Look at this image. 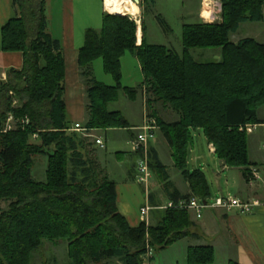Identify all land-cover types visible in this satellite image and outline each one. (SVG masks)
Segmentation results:
<instances>
[{
    "label": "trees",
    "instance_id": "16d2710c",
    "mask_svg": "<svg viewBox=\"0 0 264 264\" xmlns=\"http://www.w3.org/2000/svg\"><path fill=\"white\" fill-rule=\"evenodd\" d=\"M144 2L149 9L155 4V0ZM17 3L21 16L2 28L3 51L23 53L24 67L11 71L8 81L0 83V264H31L33 254L46 241L68 242L70 264H142L148 243L158 252L187 238L192 221L186 210H165L157 226L142 222L137 227L130 226L119 212L116 182L89 155L91 137L72 130L67 121L65 59L60 42L47 32L46 1ZM221 3L220 21L184 25L182 53L149 44L146 27L138 45L136 23L111 14L103 17L100 30H87L79 53L89 110L84 127L90 132L130 130L121 111L108 110L121 91L134 98L144 89L151 116L158 118L156 102L169 105L180 116L168 124L157 120L176 168L190 185V195L182 196L174 188L167 167L149 149L151 170L174 202L192 197L205 202L212 197L205 172L188 168L194 131L204 133L216 156L230 168L264 166L250 161L248 134L240 131L246 124H264V116L260 117L264 112V44L251 38L237 44L231 41L242 24L264 22V0ZM109 9L126 12L114 6ZM157 18L164 31H171L164 19ZM30 23L37 26L36 31ZM193 49H221L222 59L199 63L191 55ZM127 52L136 55L145 75L138 88L122 85V58ZM97 60H102L105 72L116 81L114 86L93 76ZM13 96L20 107L12 106ZM10 113L28 117L29 125L3 132ZM39 155L48 159L44 182L32 176L34 158ZM249 175L245 174L247 180ZM4 202H9L7 210L2 208ZM214 260L211 247L188 252L190 264Z\"/></svg>",
    "mask_w": 264,
    "mask_h": 264
},
{
    "label": "crops",
    "instance_id": "0c3cea01",
    "mask_svg": "<svg viewBox=\"0 0 264 264\" xmlns=\"http://www.w3.org/2000/svg\"><path fill=\"white\" fill-rule=\"evenodd\" d=\"M48 1L49 0H46L45 4L47 32L53 39L60 42L65 59L66 77L64 99L66 103L67 121L72 128L75 127L76 124L84 126L89 120V110L86 93L87 88L85 80L81 75V68L79 64V53L80 49L85 44L87 30L93 28H91L92 26H85V28H83V31H78L76 23V7L79 11L78 15H81V17L83 16L82 21L84 20L83 18H85L86 13L88 16V11L90 13L94 11V14L101 15L102 20L103 17L109 13L105 8L104 0L103 8L101 4L102 0H50V3ZM204 13L205 2L204 0H201L198 15L196 16V22L192 25L214 22V20L216 19V14L211 18H206ZM17 16H21V10L19 7V3H17V0H0V83L8 81L11 71H20L24 67L23 53L4 52L2 45L3 26L9 20ZM210 19L211 21H209ZM29 27L33 32L36 31L37 26L34 23H30ZM238 32H236L235 34H237ZM235 34H232L231 38ZM143 37L144 32L142 31L141 34H138V45L142 43ZM251 39L256 40V38ZM241 40H236V42L233 43L237 44ZM257 42L260 44H264L259 41ZM204 57L205 56L203 54H200L198 60L196 59V61L199 63L219 62L222 59V51L218 53L216 55L217 58L213 60H204ZM140 68L142 70L141 64ZM139 91L142 94L143 102L146 106V111L144 113L142 122L139 125H131L130 130L112 129L107 131H91V134L94 137H91L92 140L90 141L93 144L92 148L97 153V161L106 171L110 179L111 175L110 171L108 170V165L112 162V160H116L118 163L119 159H121L122 157H129L128 165L126 168V178L124 179L126 183H128L129 181H134L137 183L136 165L138 156L132 151L131 147L132 141L137 134L136 128H139L143 125L145 115L148 112L146 104L147 96L145 94V90L141 89ZM78 98L80 99L81 104L83 106L85 105L87 110L85 111L86 115L80 117L77 116ZM72 99L76 100V102L73 103L71 108L69 105V101L71 100L72 102ZM154 110L160 121L167 124L176 122L180 118L178 113L174 111H163L164 113H166V115L172 117V120H167L164 117L162 111H158L157 107H154ZM165 110H167V108H165ZM70 111H72L73 118L71 117ZM68 114L70 115V118L68 117ZM263 116L264 112L261 111L260 117L263 118ZM115 130H126L128 132L129 140L127 142V145L130 147V151H117L115 152V156L112 157L111 155L108 156V146L105 139L109 137V133L111 131ZM99 132H102V135H100ZM102 136H105V139ZM96 138H101L105 142V148H101L95 143ZM207 144L210 156L213 157V160H218L215 161L217 169L216 178L219 181L221 192H218L215 197H218L220 193L221 196H224L223 189L221 188L222 180L225 176L223 175L224 173L226 174V180L224 182L226 191H235L236 194H232L233 197L240 199L241 201L254 204V208L250 213H242L238 209H232L231 211H227L224 209H206L201 219H197L195 215L191 213L190 216L192 226L189 229L190 235L187 238L172 244L171 247L169 246L171 248V253L168 255V259L166 256L162 255L159 258L160 261L158 264H190L188 262V252L191 248L196 247H211L214 250L215 260L212 264H217V262L218 264H264V166H258L251 169V166L248 169L230 168L224 163L223 160H220L216 156L215 148L208 142V140ZM248 147L250 161L252 163L264 165V129H262L261 133L257 135L252 134L250 136V139H248ZM149 148L156 151L160 161L167 167L169 181L174 186V188L178 190V192H180L182 196L190 195V185L185 180L182 173L181 177L176 179L173 178L170 174L171 169H175L176 166L172 157L170 145L161 130L157 133L156 138L150 142ZM161 152H164L167 163L163 161ZM195 152L196 149L193 147V149H191L190 151L188 165H193L195 167L193 170L201 169L204 171L203 164L201 162L202 157L195 155ZM254 169L258 170L257 178L253 176ZM245 174H251V176L249 175L248 180L246 179ZM153 175V189H150V187L148 188V190H146V188L144 189L142 202L138 203L135 215V207L131 206L129 203L121 199L119 188L117 186L118 210L127 219L128 223L132 227H137L143 222L141 218V212L146 205H150L153 208L149 215L148 222L146 223L149 226H157L162 221L164 215L165 210L162 209V207L166 206L169 201H172L168 193L163 188V183H161V179L159 178V176L156 174ZM134 197L136 198L137 196H132V198ZM173 249L175 251L172 252ZM219 260L221 261V263ZM114 264L121 263L117 262Z\"/></svg>",
    "mask_w": 264,
    "mask_h": 264
},
{
    "label": "rangeland",
    "instance_id": "374dc122",
    "mask_svg": "<svg viewBox=\"0 0 264 264\" xmlns=\"http://www.w3.org/2000/svg\"><path fill=\"white\" fill-rule=\"evenodd\" d=\"M200 1L201 0H156L152 9H149L147 8L143 0V3L141 4V15H142L141 26H142V31L143 28L146 27V37L148 43L155 46H164L170 49H174L178 53H182L183 26L185 24L187 25L195 24L196 16L198 15V11H199ZM204 2L205 4L206 2L210 4L211 6L210 8L213 10L214 15L216 14L215 18L217 19L218 17L216 21H219L221 19L220 17L222 12L221 0H204ZM101 4L103 8V0ZM88 13H89L88 16L86 13L85 18H83L84 20L82 21L83 16L81 17V15H78L79 11L76 7V16H77L76 23H77L78 31L80 30L83 31V28H85V26H92L91 28L95 30L96 29L99 30L102 27L103 25L102 16L94 14V11H92V13L88 11ZM157 17H161L162 19H164L170 26L171 31L169 32L164 31L162 26L159 24ZM209 21H211V19ZM244 38H256L257 41L264 43V22L242 24L239 32L232 36L231 41L236 42V40H241ZM220 52L221 49H193L191 50V55L198 60L199 55L203 54L205 56L204 60H213L218 57V56L216 57V55ZM121 72H122V85L124 87L138 88L143 83L145 78V75L140 68L138 58L132 52H127L122 58ZM92 73L93 76L96 78V80L100 83H103L108 86H114L116 84L114 78L110 74L105 72L102 60H97L93 63ZM75 102L76 100L73 99L72 102L71 100L69 101V105L71 108L73 103ZM77 102H78L77 116L80 117L86 115L85 111L87 110L85 105L83 106L81 104L79 98L77 99ZM85 104H86V100H85ZM12 106L14 108L21 106V103L14 96L12 98ZM153 107H157L158 111H162L164 117L167 120H172L171 116L166 115V113L163 112V111H173L169 105H163L160 102H156V104L155 103L153 104ZM165 108H167V110H165ZM108 110L121 111L125 119L129 121L130 125H139L142 122L144 113L146 111V106L145 103L143 102L142 94L140 91L136 94L134 98H130L126 92L121 91L119 93L118 100L109 104ZM70 112H71V117L73 118L72 111ZM147 113H149V111ZM68 117L70 118L69 114ZM262 129L264 128L258 129V131L255 132L254 134L257 135L261 133ZM99 134L102 135V132H99ZM193 135H194V143H193L194 146H192L191 149H193L194 147L196 149L195 155L202 157L201 162L203 164V168L207 180L209 182L211 194H212V198H210L208 202L209 204H213L218 197H221V193L218 197H215L218 194V192H221L219 181L216 178L217 169H216L215 161L218 160H213V157L210 156L207 139L204 133L201 130H198V131H194ZM251 135H248V139H250ZM102 137L105 139V136ZM90 140L92 139L90 138ZM105 140L108 146V151H107L108 156L111 155L112 157H114L115 152L117 151H121V152L130 151V147L127 145V142L129 140V134L126 130L111 131L109 133V137ZM88 151L90 152L89 154L90 157L96 162H98L97 153L95 152V150L92 147H90ZM161 154L163 161L167 163L164 152L163 153L161 152ZM128 158H129L128 156L122 157L121 159H119L118 163L116 160H112V162L108 165V170L110 171L111 179L116 182L119 188L121 199L129 203L131 206L135 207V213H134L135 215L138 203L142 202L145 187L140 185L138 182L136 183L134 181H129L128 183H126L124 181V179L126 178V168L129 160ZM47 165H48L47 156L39 155L34 158L32 175L37 182H44L46 180ZM100 167L101 169L103 168L101 165ZM194 168L195 167L193 165L189 166V170L191 171H193ZM170 174L175 179L181 177V172H179L176 168L175 169L172 168ZM223 175H225L221 184V188L223 189V194L224 196L227 197L228 196L233 197L232 194H236V192L226 191V186L224 185V182L226 180V174L223 173ZM153 178L149 184L150 189L151 188L153 189L152 187ZM132 196H137V197L132 198ZM8 205L9 202H4L2 204V208L4 210H7ZM141 218H142V214H141ZM170 247L168 246V248L156 252L154 264L159 263L160 261L159 258L162 255L166 256L168 259V255L171 253ZM68 251H69L68 242L66 241H60L55 245L46 241V243L43 246V249L33 254L31 264H70L71 262L68 257ZM173 251L175 250L173 249L172 252Z\"/></svg>",
    "mask_w": 264,
    "mask_h": 264
},
{
    "label": "built area",
    "instance_id": "2783aa9c",
    "mask_svg": "<svg viewBox=\"0 0 264 264\" xmlns=\"http://www.w3.org/2000/svg\"><path fill=\"white\" fill-rule=\"evenodd\" d=\"M105 8L109 14H112L107 7V0H104ZM130 2L137 4L140 7V12L137 15L126 13L123 16H127L130 20L134 21L138 26V34L142 32V15H141V4L143 0H139L137 3L135 0H130ZM210 5V4H209ZM211 7V6H210ZM211 9V8H210ZM212 16L214 15L213 10ZM221 20V19H220ZM219 20V21H220ZM216 22V19L214 20ZM16 104V103H15ZM30 123L28 117L16 118L12 113L8 114V118L5 123L3 132L16 131L19 128H25ZM264 128V124H246L240 127V131L247 133L248 135L254 134L258 131V129ZM160 125L155 116H151L150 113L145 115L144 123L141 127L136 128L137 134L132 141V151L139 155L137 165H136V180L137 182L144 186L146 190L149 188L150 181L153 178V172L150 167V159H149V144L156 138L157 133L160 131ZM74 131H78L82 133L85 137H94L90 130L86 129L83 125L76 124L73 127ZM38 136L35 135L34 139H37ZM95 143L101 148H105V142L101 138H96ZM253 176L258 177V170H253ZM206 202V203H205ZM202 201L196 197H192L190 199H181L178 202L169 201L166 206L162 207L164 210L169 209H178V210H186L190 214H194L197 219H201L203 217V213L206 209H224L227 211H231L232 209H238L242 213H250L254 208V204L247 203L241 201L232 196H221L218 197L213 204H209L208 201ZM153 208L150 205H146L142 209V220L143 222H148L149 215ZM149 238V237H148ZM149 240V239H148ZM155 249L147 244V251L142 256V264H154L155 260Z\"/></svg>",
    "mask_w": 264,
    "mask_h": 264
},
{
    "label": "bare ground",
    "instance_id": "6f19581e",
    "mask_svg": "<svg viewBox=\"0 0 264 264\" xmlns=\"http://www.w3.org/2000/svg\"><path fill=\"white\" fill-rule=\"evenodd\" d=\"M119 7L123 8L126 12L120 13L118 11H113L111 9H108L112 14L115 15H125L126 13H131L134 15H137L140 12V7L135 4L130 2V0H107V7ZM206 18H211L212 16V11L210 9V5L206 2L205 4V13H204Z\"/></svg>",
    "mask_w": 264,
    "mask_h": 264
},
{
    "label": "water",
    "instance_id": "95a60500",
    "mask_svg": "<svg viewBox=\"0 0 264 264\" xmlns=\"http://www.w3.org/2000/svg\"><path fill=\"white\" fill-rule=\"evenodd\" d=\"M137 3H139V0H135ZM206 203V202H205Z\"/></svg>",
    "mask_w": 264,
    "mask_h": 264
}]
</instances>
